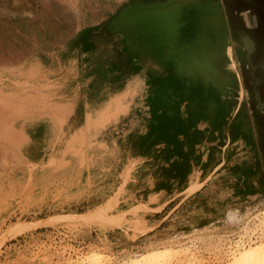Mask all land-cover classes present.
Wrapping results in <instances>:
<instances>
[{
    "label": "rangeland",
    "instance_id": "1",
    "mask_svg": "<svg viewBox=\"0 0 264 264\" xmlns=\"http://www.w3.org/2000/svg\"><path fill=\"white\" fill-rule=\"evenodd\" d=\"M154 1L0 0V264H231L264 248V0ZM117 12L139 61L179 84L123 83L145 73L108 29ZM87 40L121 82L75 110Z\"/></svg>",
    "mask_w": 264,
    "mask_h": 264
},
{
    "label": "crops",
    "instance_id": "2",
    "mask_svg": "<svg viewBox=\"0 0 264 264\" xmlns=\"http://www.w3.org/2000/svg\"><path fill=\"white\" fill-rule=\"evenodd\" d=\"M171 0H158V1H154V2H149V3H145V4H156V5H163L166 4L168 2H170ZM188 5L190 7H197V8H209V9H213L215 12H217L216 6L214 4H203L200 3L198 0H180L178 1V3H176V5ZM124 9V8H122ZM120 9V10H122ZM120 10L118 12H120ZM118 12L113 15L110 20L107 22V26L109 27L108 29L111 31V33H113V35L118 34V36L120 37V41L122 43V52L124 54V56H126L128 58V62H129V67L133 68V73H137L136 72V68H138L139 71H143V73H145L143 76L138 75L136 76V74H128V76L124 77V81L123 83H133L135 81V83L137 82H142L146 85H151L153 83L155 84H159V83H165L168 81H171L172 83H178L179 81L178 79L175 77V74H173L170 70H169V65L166 66L164 69H161L160 65L157 64H153L152 62H150V60L146 57L143 61H139L138 57H136L135 55V50L131 47H129L128 45H126L122 38V32L114 29L112 27V21L115 19L116 15L118 14ZM180 28L184 26L183 23L179 24ZM171 36L168 35L167 39H165V37L162 38V40L170 42L172 45H174L175 43L173 42V40L170 38ZM100 47V46H99ZM97 45H95L93 42L91 41H85L82 45L81 48L79 50V54L75 57V60L77 62H79V68H86L83 70H80L81 73L85 70L86 71V75L82 76V81L81 83H84V101L85 103L83 104V102L81 103L79 101V95H77V97H75V100L71 102V106L76 110V109H82L84 106L87 107H92L94 110H98L101 109L104 105V85H109V84H113L115 85V83H120L121 80L119 79V77H117L116 75L109 73L107 67L105 66L104 63V51L102 49V47L99 48ZM77 58H79V60H77ZM92 71H91V70ZM95 69V70H93ZM156 73L155 76H152V73ZM158 76V78H155L154 80L152 79L153 77ZM118 89V88H117ZM116 89V90H117ZM151 86L148 88V91H150ZM118 92V91H117ZM113 94L115 93V90L112 92ZM151 95V94H149ZM82 97V96H81ZM91 108V109H92ZM47 124H49L50 122L48 120ZM39 125V132H43L46 133L48 132V130L50 129L49 126L46 125V123L44 122V119L37 122ZM36 132V130H35Z\"/></svg>",
    "mask_w": 264,
    "mask_h": 264
},
{
    "label": "bare ground",
    "instance_id": "3",
    "mask_svg": "<svg viewBox=\"0 0 264 264\" xmlns=\"http://www.w3.org/2000/svg\"><path fill=\"white\" fill-rule=\"evenodd\" d=\"M0 44H2L1 42H0ZM4 49L3 48V46L2 47H0V49ZM18 49H16V51H17ZM1 51V50H0ZM3 51H5V50H3ZM12 51V50H11ZM15 51V50H14ZM23 51V50H22ZM6 52V51H5ZM4 52V53H5ZM10 52V51H9ZM18 53V51L15 53L16 54V59H17V56L19 55V54H17ZM23 53V52H22ZM22 53H20V55L23 57V54ZM6 54H7V52H6ZM13 55V57H15V55L14 54H12ZM19 55V57H20V59H22L21 58V56ZM8 56V55H7ZM10 56V55H9ZM5 59V58H4ZM15 59V60H16ZM19 60V59H18ZM4 64V63H3ZM3 64H1L2 66H3ZM9 65H10V63H9ZM253 250H249V251H245L246 253H244V254H241V256H239L237 259H234L233 260V264H264V248L263 247H261V249L258 247V250H256L255 248H252ZM255 249V250H254ZM156 256L155 257H152V256H150V255H147V256H142V258H138V260H136V261H134L133 263H131V264H149V262H151L152 263V261L153 262H157V260H156ZM159 258V257H158ZM155 259V260H154ZM160 259V258H159ZM158 259V260H159ZM90 260V259H89ZM161 260V259H160ZM91 262H94V259L92 258L91 259ZM150 263V264H151ZM231 263V264H232Z\"/></svg>",
    "mask_w": 264,
    "mask_h": 264
},
{
    "label": "water",
    "instance_id": "4",
    "mask_svg": "<svg viewBox=\"0 0 264 264\" xmlns=\"http://www.w3.org/2000/svg\"><path fill=\"white\" fill-rule=\"evenodd\" d=\"M244 45H245V47H249L250 46L249 41L248 40H245L244 41Z\"/></svg>",
    "mask_w": 264,
    "mask_h": 264
}]
</instances>
